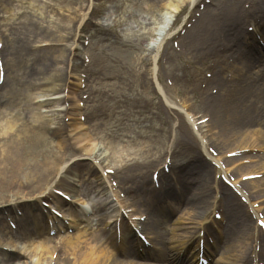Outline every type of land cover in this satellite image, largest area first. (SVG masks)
<instances>
[{
  "label": "bare ground",
  "instance_id": "bare-ground-1",
  "mask_svg": "<svg viewBox=\"0 0 264 264\" xmlns=\"http://www.w3.org/2000/svg\"><path fill=\"white\" fill-rule=\"evenodd\" d=\"M27 2L31 3L30 0ZM244 2L221 0L213 11L205 5L192 24L189 35L192 54L196 57L199 42L203 40L205 44L201 48L206 54L215 55L218 61L210 65L209 75L197 80L199 83L203 79L205 85H212L210 89L217 87L221 92L216 95L205 92L204 96H200V104L207 110L202 116L196 112L183 114L178 111L175 101L170 99V88L160 85L155 74L156 56L163 46V40L175 33V27L171 28L173 13L179 12L184 5L191 8L196 0H161L160 10H163L155 14L151 24L142 20L144 25L150 24L147 33L152 36L151 51H154L150 73L153 86L160 93L152 107L161 110V103H166L167 118L174 117L175 130L182 129L177 143L189 148L194 146L197 152L189 163L191 165L174 161L168 163V176L158 167L159 188L150 186L145 174L150 166L159 161L160 154L152 160H136L120 169L115 167L117 171L127 169L122 175L119 174L121 181L127 183L126 187L123 186L124 191L133 192L135 198L146 205L142 211L131 210L130 221L124 220V216L120 219L123 228L120 241H116L114 231L104 216L99 215L96 204L91 206L97 218L90 217L88 220L83 218L82 206L79 205L88 203L84 196L90 200L92 189L102 196L106 193L105 181L96 166L83 162L90 161L91 157L95 160L103 158L104 152L101 149L95 153L98 136L92 132L94 128L86 127L85 119L81 120L79 101L75 98L80 82L72 81L73 77H70L71 81L64 82L58 69H54L50 75L43 77L50 86L41 88L42 83L47 81L35 82L33 74L42 73L43 63L48 66L49 57L44 48L36 54L32 53L31 65L22 63V68L27 71L26 76H30L32 81L6 74L1 59L4 76L0 84V264H197V232L201 229L206 230L207 236L213 237L211 248L221 249L213 264L264 263L261 260L264 259V234L256 224L260 213L264 212V206L261 204L255 208L253 205L259 197L264 196V187L259 185L264 182V177L242 178L264 168L253 164L238 166L242 156L236 153L237 149L242 151L241 148L264 150V133L261 129L264 127V78L253 72L254 66L264 69V49L252 34L254 41L243 39L249 34L243 28L244 17L257 12L254 15L264 19V0H251L248 6ZM76 3L77 8L81 7L80 0ZM255 23L254 27H258ZM236 40L238 42L232 48V42ZM145 45L149 46L148 43ZM3 48L4 45L0 52L4 51ZM226 50H232L234 54L239 52L242 65L237 67L230 64L234 58H228L229 55L223 52ZM56 56L63 58V50ZM14 57L15 52L12 51L11 58ZM234 68L237 71L235 69L233 73L231 70ZM171 75L173 84L183 80L173 73ZM33 88H40L42 96L52 95L33 101ZM64 90L69 102L65 108L68 121L56 122V115L45 118L39 111L44 101H48L49 105L54 100L60 102L63 95L58 97L56 93ZM86 91L81 93L87 94ZM35 102L39 103L37 107L32 106ZM167 106L174 110L170 111ZM58 111L55 113L58 114ZM206 115L208 117L202 120ZM130 137L131 142H137L136 136ZM100 142L104 143L103 140ZM69 144L72 147L67 153ZM107 144L114 154L120 153L116 156L120 159L115 161L128 154L123 153L128 148L118 149L111 141H107ZM208 147L212 151L217 149L219 153L233 151L236 154L221 158L210 154ZM147 151H151L150 144L140 146V152ZM71 157L75 159L66 164ZM97 163L100 165L101 161ZM151 171L149 173L152 175ZM193 172L198 175L197 179L192 176ZM232 172L235 173L230 181L232 185L223 181L222 177L215 179L216 185H212V174L219 173L230 180ZM213 189H216L217 196L212 195ZM234 189L240 190L239 196H244L248 201H239ZM175 190L178 191L177 196ZM142 193L143 196H139ZM105 199L103 205L110 202ZM170 199L173 204L166 202ZM155 203L160 204L156 212L152 211ZM180 207L186 209L187 218L190 219L188 227L178 225L180 218L170 222L171 215ZM216 212L221 215L219 228L207 227V218ZM141 215L145 216L142 220ZM66 219L69 221L67 224L64 223ZM222 220L225 222L222 223ZM84 221L86 224H82ZM10 222L15 223L14 229ZM70 227L74 228L72 232ZM133 227L149 239L150 246L143 244ZM189 227L191 231H187ZM127 233L129 237L125 236ZM14 236L23 239L24 243L17 245ZM208 243H204L203 252L204 257L209 259ZM100 246L108 249V252L99 249Z\"/></svg>",
  "mask_w": 264,
  "mask_h": 264
},
{
  "label": "rangeland",
  "instance_id": "rangeland-1",
  "mask_svg": "<svg viewBox=\"0 0 264 264\" xmlns=\"http://www.w3.org/2000/svg\"><path fill=\"white\" fill-rule=\"evenodd\" d=\"M27 1L29 0H0V47L4 45V51L0 52V54L6 68V74L17 76L21 80L25 77L26 81H32L30 76H26L27 71L22 68V63L27 65L30 63L31 65L32 53L36 54L44 48L43 50L47 52L49 57L48 66L43 63L42 73L33 74L35 75V82L47 81L43 77L50 75L54 69H58V72L65 80H63L64 82L71 81L70 77H73L74 80L72 81L75 82L82 80L83 83L78 87L75 98L79 99L80 112L86 120V127L94 128L92 132L98 136L95 153L101 149L104 152L102 154L104 155L103 158H99L101 166L96 161L94 164L93 160H83V162H90L95 165L97 172L102 173L103 177L107 175L105 178L107 182L104 184L108 186V190L104 198H107L108 195H110L111 199L117 196V199L122 201V203L114 200L115 202L112 203V206L109 204L104 206L103 202H101L104 199L96 190L92 189L89 195L92 198L95 196L98 213L104 216L107 223H111L117 213L127 214L125 209H119L121 204H128L130 208L142 211L146 207L145 203L138 201L133 192L126 193L124 191L127 183L121 181L119 174L122 175L127 169L114 173L115 167L118 166L117 168L120 169L122 166L133 163L136 160H152L157 154H160L159 161L150 166L145 174L148 182L151 183L150 170L165 164V159L171 164L173 161L189 164L197 152L194 150V146L189 148V146L177 143V138L182 129L180 131L175 130V118L171 116L167 118L166 103H161V110L156 109L155 106L152 107V103L154 101L157 102L160 96L151 79V47H146L145 44L152 37L147 33L150 29L151 20L156 13L163 10V8L160 10L162 7L160 5L161 0H80L81 7L79 8L76 6L77 0H30L31 3ZM219 1L221 0H209L205 4L209 6L208 10L213 11L217 9ZM239 1L244 2V0ZM244 4H251V0H246ZM196 7V5H193L192 11ZM186 12L187 5H184L179 12L173 13L174 20L172 19L171 28H176L180 24ZM254 14H257V12L244 17L245 25L252 23L254 16H256ZM142 20L143 22L144 20L148 23L150 22V24L144 25ZM261 21L263 22L264 19L262 18ZM245 25L243 28L246 31L247 26ZM191 28L192 25L187 27L183 33H176L174 36L165 39L156 60L155 74L160 81V85L170 88L168 90L172 95H169L170 99L175 101L178 111H182L183 114L184 112H196L198 113L197 115L202 116L207 110L201 106L200 96H204L205 92L213 95L221 92L217 90V87L210 89L212 85H205V82L202 81L203 79L199 83L197 80L205 78V73L212 68L210 65L218 61H216L215 55L206 54V51L201 48L205 44L203 40L199 42L200 47L196 57L192 54V49L189 45ZM260 30L263 35L264 26ZM252 31L254 29L250 30V34L246 36L247 38L243 39L254 41V37L251 38V34L255 35V33ZM257 36L260 35L257 34ZM240 41L242 42V40ZM237 42V40L233 41L231 47L234 48ZM257 44L262 46L258 41ZM262 48L264 49L263 46ZM62 50L63 58L57 57L56 54ZM12 51L15 52L14 59L11 58ZM219 52H225L229 57L234 58L232 64L235 66L239 67L242 65V58L237 56L239 52H236V55L232 50ZM13 60L15 64H13ZM39 66L40 64L36 67L37 70ZM253 68L255 70L253 71L254 73L256 72L264 78V69L262 67L254 66ZM235 69L237 71V68L231 71L234 73ZM172 73L183 80L173 84ZM54 82L60 83L61 81ZM42 85L41 88L50 86L48 81L47 83H42ZM39 89H32L31 96L33 101L52 95L50 93L42 96L41 89ZM85 89H87L88 99L81 98V92ZM65 94V90L60 92V94L56 93L58 97L63 95L60 102H55L54 100V103L49 105L47 104L48 101H44V106L39 110L40 113L45 115V118L55 117L56 115L57 118L54 121L66 123L68 117L65 115V108L68 107L67 104L69 102L67 96H64ZM38 104V102H35L32 106L37 107ZM57 110H59L58 114L55 113ZM169 110L174 109L169 107ZM178 119L181 121L180 116H178ZM261 129L264 133V127H261ZM130 136H136L137 142H131L132 137ZM101 140L104 143L100 142ZM107 141H111L114 146L117 145L118 149L128 148V150L126 149L123 152L128 154L122 155L120 161H115L114 159H120V157H116L120 153L118 151L114 154L113 149H109ZM147 143L150 144L151 151L140 152V146ZM70 147H72L70 144L66 147L67 153H69V150L71 151ZM214 150L216 151L217 149ZM162 151L163 153L165 151L168 156L166 157V154L164 156ZM263 151H249V157H244L247 156L245 154L242 155V158L238 160V166L243 167L244 165L253 164L264 168ZM216 154L221 158L225 155V153L217 151ZM73 159L75 157H71L66 164H70ZM102 160L104 161L102 162ZM106 166H110V168ZM138 167L141 168L139 165ZM107 169H111L113 172L107 173ZM257 174L264 177V169ZM217 175V173L212 174V185H216L214 180ZM234 175L235 173L232 172L231 178ZM192 176L196 179L198 178L196 172H193ZM259 185L261 188L264 187V182ZM131 191H133L132 188ZM174 192L176 193L175 196H177L178 191L175 190ZM121 193L125 195H119ZM212 195H217L214 189ZM139 196H143V193L139 194ZM238 200L242 202L240 197ZM256 201L253 204L255 208L260 207L261 204L264 206V196L262 198L259 197ZM166 202L173 204L172 199ZM87 204L85 203L84 205L87 206ZM155 204L156 206L152 205V211L156 212L160 204ZM178 209L171 215L170 222L172 223L173 220L180 218L181 221L178 225L182 227L190 226V223H188L190 219L187 218L186 209L183 207ZM81 211L84 213L83 218L87 220L90 217L97 218L96 213L94 215L89 214V218H87V214L85 216L86 211L83 208ZM261 214H264V212ZM211 218L212 215L207 218V221L211 220ZM82 224L86 223L83 222ZM116 224L112 222L110 228L114 231L113 234L116 241H119L121 238L119 234L122 233V229L119 230ZM214 225H217V223H214ZM191 230L190 227L187 228V231ZM176 231L179 233V229ZM199 235L203 236L202 231H200ZM127 236L129 237V234H126ZM13 239L17 245L24 243V240L18 236H14ZM201 240L209 241L210 245L213 239L210 236H203ZM262 240L264 243V237ZM102 248L108 252V249L103 246H100L99 249ZM220 252L221 249H214L212 261L219 257ZM261 260L264 262L263 258Z\"/></svg>",
  "mask_w": 264,
  "mask_h": 264
},
{
  "label": "snow or ice",
  "instance_id": "snow-or-ice-1",
  "mask_svg": "<svg viewBox=\"0 0 264 264\" xmlns=\"http://www.w3.org/2000/svg\"><path fill=\"white\" fill-rule=\"evenodd\" d=\"M262 226H264V221L260 222Z\"/></svg>",
  "mask_w": 264,
  "mask_h": 264
}]
</instances>
